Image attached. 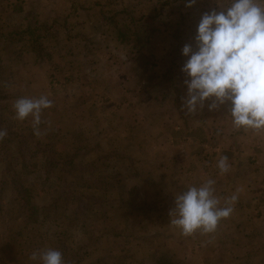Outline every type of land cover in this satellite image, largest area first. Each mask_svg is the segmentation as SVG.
<instances>
[{"label": "rangeland", "instance_id": "374dc122", "mask_svg": "<svg viewBox=\"0 0 264 264\" xmlns=\"http://www.w3.org/2000/svg\"><path fill=\"white\" fill-rule=\"evenodd\" d=\"M166 1L102 0L104 37L76 39L79 47L59 55V66L49 41L30 40L20 23L11 31L6 26L7 38H0V130H7L0 140V182L8 179L0 193V264H39L29 257L46 248L64 252L65 264H161L160 258L264 264V131L234 128L227 105L209 111L206 102L196 114L182 108V47L195 49L201 15L224 0L163 7ZM42 95L53 106L43 110L44 134L37 136L32 117L17 120L13 104ZM22 154L30 167L21 169ZM221 155L230 165L223 175L216 166ZM53 158L63 163L60 172L59 165L44 163ZM95 160L102 167L95 178L107 179L105 191L95 192L87 174L99 170ZM70 167L87 173L74 172L63 183ZM22 172L19 184L30 189L29 199H21L18 183L9 188V178ZM209 178L218 196L238 195L234 211L214 233L184 236L170 223L174 198ZM68 191L87 196L77 200Z\"/></svg>", "mask_w": 264, "mask_h": 264}, {"label": "clouds", "instance_id": "9594fccd", "mask_svg": "<svg viewBox=\"0 0 264 264\" xmlns=\"http://www.w3.org/2000/svg\"><path fill=\"white\" fill-rule=\"evenodd\" d=\"M195 2L189 0L186 6ZM194 45L195 49L185 44L181 50L187 57L181 68L187 77L183 82L186 96L182 98L186 113L196 114L206 102L209 111L227 105L234 128L264 131V0H224L204 12ZM52 106L44 95L18 98L13 104L17 120L32 117L37 136L44 134L39 128L42 112ZM6 135V129L0 130V140ZM216 166L221 175L228 173V157L221 155ZM215 183L209 178L175 196L168 215L182 235L212 234L220 221L233 213L238 195L218 196ZM29 259L39 264H65L61 251L52 248L36 250Z\"/></svg>", "mask_w": 264, "mask_h": 264}, {"label": "crops", "instance_id": "0c3cea01", "mask_svg": "<svg viewBox=\"0 0 264 264\" xmlns=\"http://www.w3.org/2000/svg\"><path fill=\"white\" fill-rule=\"evenodd\" d=\"M41 1L0 0V38L6 40L9 33L5 31L6 26H9L11 31L20 23L19 28L27 29V34L32 38L38 36L39 45H46L48 41L52 44L50 53L59 66V55L67 57L63 52L79 47L81 41L76 39L104 37L105 24H100L104 20L101 17L104 13L102 0H48V8L42 5ZM29 16L31 21L28 20ZM41 19L43 22H40ZM89 42L90 40L86 41L84 45L90 47ZM37 60L36 66H39L38 63H41L42 59Z\"/></svg>", "mask_w": 264, "mask_h": 264}, {"label": "trees", "instance_id": "16d2710c", "mask_svg": "<svg viewBox=\"0 0 264 264\" xmlns=\"http://www.w3.org/2000/svg\"><path fill=\"white\" fill-rule=\"evenodd\" d=\"M181 1H189V0H181ZM179 2V0H167L166 2H163L162 3V6L163 7H167L168 5H170L171 3H178ZM150 17V16H149ZM153 18V16H151V18L150 19H152ZM151 34V32L150 31H147L146 33H144V35H143V39L147 42V43H149L150 42V39H151V36L152 35H150ZM29 35V34H28ZM33 36V35H32ZM29 37H30V40H32V41H34V42H36L37 43V38H38V36L37 37H35V38H32L30 35H29ZM1 38H3V37H1ZM122 38L123 39H125L126 38V36H122ZM11 133V135L12 136H14V133H12V132H10ZM13 142V141H12ZM10 143V142H9ZM6 150L7 151V149H8V147L7 146H5V147H3V150ZM36 151L37 150H33L32 151V156H35L36 155ZM38 152V151H37ZM22 162H21V165H22V168L21 169H24V168H26V167H30V165H29V163H28V161L29 160H26L25 159V157H24V155L22 154ZM46 165H49V166H53V165H55V167L57 166V165H59L60 166V168L59 169H57V171H61V169H62V165H63V163L62 162H59L58 161V159L57 158H53V159H50L49 161H45L44 162ZM95 164H96V166H99V170H96V171H90V170H88V173L85 171V168L84 167H82V168H78V169H74V168H69V170L68 171H64L63 173H62V178H61V180H62V182L63 183H66L67 181H71L72 179H73V173L74 172H76V173H80L79 175H81V177H83V175L84 174H88V176L90 177V180H92L93 181V183H94V191L95 192H97V191H105V190H107L108 188H109V186H108V184L107 183H105V180H107V179H105V178H95V175L96 174H98V176H99V174L101 173V170H102V167H101V164H99V161H97V160H95V162H94ZM10 164V163H9ZM24 177H26V175H25V172H22V173H19V174H14L13 175V177L12 178H9V179H11L10 181H9V185H10V187L9 188H11V189H14L15 188V186L17 185V183H18V185H21V186H19L18 187V190H19V193H20V195H21V199H24V198H26V199H29V190L30 189H28L27 187H25L23 184H19L20 183V181L24 178ZM1 179H2V176H1ZM7 179L8 178H5L3 181H1L0 182V186H1V184H2V182H3V184L7 181ZM82 179V178H81ZM63 188H65V186L63 185ZM79 188H81V186H79L78 187V189ZM85 188V187H84ZM3 193V188H2V186L0 187V193ZM69 193H71V195H70V197H72V198H76L77 200H80V196L82 197V199H83V197L85 196H87V194L85 193L84 195H81V194H79V192L77 191V192H70V191H68ZM19 199H20V197H19ZM90 200H94V199H96V198H94V196H90V198H89ZM31 215V217H33L34 216V214H30ZM15 237H17V238H20L21 237V234H17V236H15ZM63 253V257H65L64 256V252H62ZM159 262L161 263V264H178V262H172V261H167L166 259H162V258H160L159 259Z\"/></svg>", "mask_w": 264, "mask_h": 264}]
</instances>
